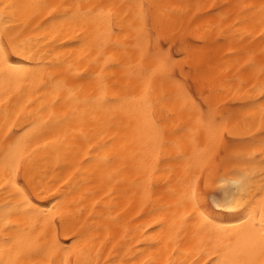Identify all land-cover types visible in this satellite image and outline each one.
Masks as SVG:
<instances>
[{
	"label": "snow or ice",
	"instance_id": "obj_1",
	"mask_svg": "<svg viewBox=\"0 0 264 264\" xmlns=\"http://www.w3.org/2000/svg\"><path fill=\"white\" fill-rule=\"evenodd\" d=\"M192 7L0 0V264H159L137 259L149 250L166 256L163 264H264V0L243 12L213 6L203 13L210 19L201 40L227 48L232 59L221 68L222 82L243 92L238 106L223 105L198 67L193 72L172 55L173 37L163 25ZM21 9L33 30L23 42ZM38 56L41 63L34 64ZM186 74L201 90L199 99ZM175 79L185 86L169 88ZM133 80L144 86L130 94ZM119 112L127 122L116 121ZM41 149L55 153L64 185L47 206L40 198L49 189L32 175ZM115 159L123 160L115 171L124 174L120 195L141 205L136 218L158 214L135 251L112 189L90 211L80 210L71 228L59 211L71 207L67 195ZM186 160L205 165L195 182L176 175ZM229 164L235 178L217 190L212 167ZM86 198L82 193L73 203ZM229 215L238 222H219ZM61 229L69 240L60 239Z\"/></svg>",
	"mask_w": 264,
	"mask_h": 264
},
{
	"label": "bare ground",
	"instance_id": "obj_2",
	"mask_svg": "<svg viewBox=\"0 0 264 264\" xmlns=\"http://www.w3.org/2000/svg\"><path fill=\"white\" fill-rule=\"evenodd\" d=\"M12 2L23 5L42 2V0H12ZM52 2L62 3L64 0H52ZM81 2L95 3L101 2V0H81ZM102 2L120 3L121 0H102ZM151 2L164 5L188 4L193 6L191 10L187 12V14L182 15L180 13H173L172 22L169 24L166 21L163 25L164 34L169 37H173L171 42H174L176 39L179 40L177 43L179 55H182L181 58H184L187 63L193 65V72H196L198 67V75L202 76L210 87L219 89V100L223 105L224 101L229 97L232 100H235L237 106L243 103V100L241 99L243 92L237 93L235 87L231 88L230 91L227 81L222 82L221 68L226 60L232 59L227 55V48L223 46L212 45L211 43L205 44L204 41L201 40V36L204 34V26L210 19L203 13L209 11L213 6H227L218 8L219 11L231 10L234 12H243L244 5L253 3L259 4L260 0H151ZM197 5H202L205 7L197 8ZM28 17L29 13L25 9H21L17 13L19 28L22 31V35L20 37L21 42L26 41L30 36H33L32 24L27 23ZM216 19L218 20L219 18L217 17ZM0 27H2V25H0ZM189 38H191L192 41H190ZM256 40L258 42V37ZM55 55L56 53H52L53 57ZM49 62V57L45 56L43 63ZM33 63H41L39 56ZM143 86L144 85L141 81L133 80L132 85L129 88V93L131 94L133 91L138 92ZM184 86L185 84L178 82L176 79L169 82L168 84V87L171 89H178ZM197 90L199 93L198 96L201 97V90L199 88H197ZM244 114L245 113H241V117H243ZM100 115L103 119V114ZM121 119L127 122L128 116L126 112H119L116 114V121L119 122ZM120 143H123V141ZM113 155L115 154L113 153ZM189 164L192 165L190 169L188 168ZM122 166L123 160L115 159L114 163L110 167L97 171L92 176L90 184H85L77 191L67 195L66 204L71 205V207L62 206L59 211L65 217V224L71 228L74 224H76V217L79 216L80 210L87 208L90 211L93 202L95 200H102L105 194L108 193L109 189H112L115 193L113 199L119 202L121 209H124L126 212L122 223H126L130 229L128 240L133 246V251H135L136 240H142L140 232L146 230L151 224L152 219L156 218L158 214L142 215L141 218H136L137 213L141 212V205L138 201V198L133 199L131 198L130 194L120 195L123 188L125 187L124 174L121 173V175L117 176L115 175V171L121 169ZM201 167H205V165L200 164L197 166V162L195 160H186L177 168L176 175L178 178H184L186 181L190 180L195 182L196 177L201 175ZM32 175L34 176L36 184L40 185L41 188L49 189L48 193L44 197L40 198L42 205L47 206L48 201L64 189V185L60 183V180L58 179V177L61 175V171L55 162V153H51V150L45 152L43 149H41L38 151L37 157L33 164ZM207 175L208 171L206 170L203 174V177H206ZM203 177H201L200 181H203L204 183ZM234 178L235 170L231 164L220 166L218 168L212 167L211 179L212 181H215L217 190L218 186L222 184L227 186V182ZM82 193H85L87 196L83 205L73 203L74 201H79L81 199ZM58 198L65 200L64 196H59ZM130 199H132V203H129ZM148 208H151V204H148L145 207V210ZM119 210L120 209H118V211ZM87 216L88 211H84V217ZM79 219L80 223H83V217H80ZM218 220L219 222L227 224H235L238 222L237 218L232 215L221 216L218 218ZM105 235H107V233L102 232L100 234V240H103ZM133 236H135V239H132ZM60 239H70V237L64 234L63 229H61ZM96 242L99 245L100 241L97 240ZM108 247H111V244H109ZM146 257L149 259H158L159 264H163V260L166 259V256H161L160 253L154 252V250L145 252L143 256H138L137 259L144 260ZM72 259L75 260V257Z\"/></svg>",
	"mask_w": 264,
	"mask_h": 264
},
{
	"label": "rangeland",
	"instance_id": "obj_3",
	"mask_svg": "<svg viewBox=\"0 0 264 264\" xmlns=\"http://www.w3.org/2000/svg\"><path fill=\"white\" fill-rule=\"evenodd\" d=\"M189 40L190 41H192L191 40V38H189ZM179 40L178 39H176V40H174V42H171L172 43V55H173V57L174 58H176V59H180L181 58V56L182 55H179V52H178V42ZM167 44H168V41L167 40H165L164 41V45H165V47H167ZM177 47V48H176ZM192 71H193V69H192ZM178 82H180V83H183V84H185L184 82H186L188 85H191V91L194 93V95H195V97L197 98V99H199L200 97L198 96L199 95V93H198V90H197V87L194 85V84H192V76L190 75V74H186L185 75V77H184V82H182L180 79H176ZM224 105H229V106H231V105H237V103L235 102V100H232L230 97L229 98H227L225 101H224ZM202 184V187H201V184ZM200 187L201 188H203V181H200ZM206 191H212L211 189H206Z\"/></svg>",
	"mask_w": 264,
	"mask_h": 264
}]
</instances>
